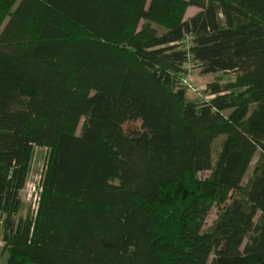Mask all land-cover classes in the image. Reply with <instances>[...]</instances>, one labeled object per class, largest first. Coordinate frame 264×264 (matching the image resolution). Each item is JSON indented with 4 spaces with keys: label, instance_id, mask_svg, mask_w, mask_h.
Returning a JSON list of instances; mask_svg holds the SVG:
<instances>
[{
    "label": "trees",
    "instance_id": "trees-1",
    "mask_svg": "<svg viewBox=\"0 0 264 264\" xmlns=\"http://www.w3.org/2000/svg\"><path fill=\"white\" fill-rule=\"evenodd\" d=\"M0 209L5 264H264V0H0Z\"/></svg>",
    "mask_w": 264,
    "mask_h": 264
},
{
    "label": "rangeland",
    "instance_id": "rangeland-1",
    "mask_svg": "<svg viewBox=\"0 0 264 264\" xmlns=\"http://www.w3.org/2000/svg\"><path fill=\"white\" fill-rule=\"evenodd\" d=\"M198 8L194 6H189L186 9L185 17H189L191 14L196 12ZM189 82L199 87L198 91H192L190 88L186 90V98L188 101L198 102L202 99H206L208 97H213L214 94H211L210 88L212 85H218L219 87H223L225 84L234 80V76L230 72H217L211 74H202L198 67H192L188 74L186 75ZM84 118H81L78 127L77 133L80 132V128L82 125ZM131 125V124H129ZM137 125V124H134ZM220 136L215 140V146L218 144L220 140ZM260 150H257L249 164L247 172L243 178V184L247 182L249 177L252 175L254 166L259 158ZM48 151L44 147H35L33 151V158L31 161L29 173L27 176V181L24 189L21 191L20 196L22 200V210L21 214H29L34 216L36 211V204L39 198L42 176L47 164ZM208 172H199V176H205ZM219 212V208L216 205H212L205 220L203 223V229H208L213 224L214 220L217 218ZM212 256H210L211 258Z\"/></svg>",
    "mask_w": 264,
    "mask_h": 264
},
{
    "label": "crops",
    "instance_id": "crops-1",
    "mask_svg": "<svg viewBox=\"0 0 264 264\" xmlns=\"http://www.w3.org/2000/svg\"><path fill=\"white\" fill-rule=\"evenodd\" d=\"M2 217H3V212L0 209V264H5L6 259H7V253H5L3 251L4 242L1 238V220H2Z\"/></svg>",
    "mask_w": 264,
    "mask_h": 264
},
{
    "label": "built area",
    "instance_id": "built-area-1",
    "mask_svg": "<svg viewBox=\"0 0 264 264\" xmlns=\"http://www.w3.org/2000/svg\"><path fill=\"white\" fill-rule=\"evenodd\" d=\"M182 84L192 91H198V87L188 81L187 77H183L181 80ZM37 205V204H36Z\"/></svg>",
    "mask_w": 264,
    "mask_h": 264
}]
</instances>
